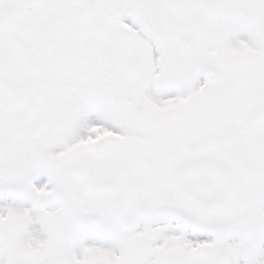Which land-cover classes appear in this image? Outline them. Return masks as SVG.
<instances>
[{
	"label": "snow or ice",
	"instance_id": "1",
	"mask_svg": "<svg viewBox=\"0 0 264 264\" xmlns=\"http://www.w3.org/2000/svg\"><path fill=\"white\" fill-rule=\"evenodd\" d=\"M0 264H264V0H0Z\"/></svg>",
	"mask_w": 264,
	"mask_h": 264
}]
</instances>
